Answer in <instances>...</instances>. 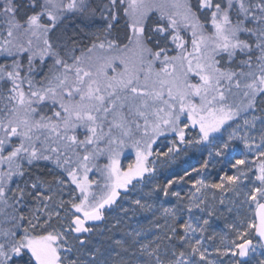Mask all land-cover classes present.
I'll use <instances>...</instances> for the list:
<instances>
[{"label":"snow or ice","instance_id":"snow-or-ice-1","mask_svg":"<svg viewBox=\"0 0 264 264\" xmlns=\"http://www.w3.org/2000/svg\"><path fill=\"white\" fill-rule=\"evenodd\" d=\"M0 264H264V0H0Z\"/></svg>","mask_w":264,"mask_h":264}]
</instances>
